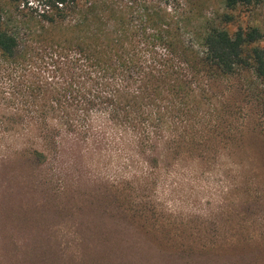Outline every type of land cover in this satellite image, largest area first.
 Listing matches in <instances>:
<instances>
[{"label": "trees", "instance_id": "16d2710c", "mask_svg": "<svg viewBox=\"0 0 264 264\" xmlns=\"http://www.w3.org/2000/svg\"><path fill=\"white\" fill-rule=\"evenodd\" d=\"M263 1L222 0L212 18L203 15L206 0H0V70L33 72L27 86L43 102L42 143L24 151L39 164L59 158L65 129L132 154L128 173L78 208L108 232L98 264L132 251L167 264L210 263L256 246L255 236L176 233L153 191L160 169L194 160L232 166L247 199L255 188L264 194L263 35L258 26L234 27L232 13ZM224 88L239 100L226 99Z\"/></svg>", "mask_w": 264, "mask_h": 264}, {"label": "rangeland", "instance_id": "374dc122", "mask_svg": "<svg viewBox=\"0 0 264 264\" xmlns=\"http://www.w3.org/2000/svg\"><path fill=\"white\" fill-rule=\"evenodd\" d=\"M152 1L160 7L178 3ZM222 11V0H206L205 17L214 18ZM232 13L234 27L258 26L264 45V1L252 7L238 6ZM34 81L35 74L29 70H0V264H98L102 256L99 240L108 232H102L87 207L78 208L84 206V199H96L101 186L110 188L114 179L124 177L127 156L132 154L122 143H91L63 129L58 135V159L52 157L45 164L32 159L24 148L42 143L37 126L43 106L27 86ZM224 89L226 99L239 100L236 91ZM106 130L115 133L113 127ZM135 155V166L147 171L146 158ZM131 169L133 173L135 167ZM158 175L159 186L153 194L165 207L166 223L176 233L198 236L209 232L221 241L235 234L257 237L252 244L256 246L243 253L198 264H264V194L255 188L251 195L258 193L247 199L232 166L183 160L178 166L160 169ZM70 190L75 195L71 204L66 199ZM112 246L118 252L116 243ZM135 252L124 258L116 255L108 264H167Z\"/></svg>", "mask_w": 264, "mask_h": 264}]
</instances>
